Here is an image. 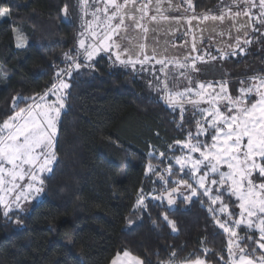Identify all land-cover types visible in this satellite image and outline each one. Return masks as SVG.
<instances>
[{
  "label": "trees",
  "instance_id": "trees-1",
  "mask_svg": "<svg viewBox=\"0 0 264 264\" xmlns=\"http://www.w3.org/2000/svg\"><path fill=\"white\" fill-rule=\"evenodd\" d=\"M219 1L192 0V12H215ZM70 2L0 0V8L10 10L0 21V123L12 115L14 96L42 94L54 82L62 55L75 42L76 26L62 19ZM14 25L22 27L24 47L14 45ZM262 33L264 28L253 32L244 54L223 63L225 82L234 93L241 81L247 86L249 77L264 75ZM68 84L58 122V161L44 178L40 200L22 214L6 217L0 208V264H110L126 250L143 264H183L197 257L206 264H226V235L215 225L203 194L197 192L191 201L176 199L172 206L163 198L176 180L188 176L172 168L163 181L154 182L159 170L146 174L147 164L162 165L148 156L152 149L161 147L169 155L166 146L189 132L196 135L194 117L184 111L181 120L179 110L149 96L140 79L113 67L105 56L92 69L73 73ZM210 134L198 138L207 143ZM141 189L146 196L153 189L156 193L137 208ZM223 200L238 213L235 201ZM165 215L175 222V231ZM239 233L248 236L242 228ZM240 244L252 252V242ZM253 255L261 253L256 249Z\"/></svg>",
  "mask_w": 264,
  "mask_h": 264
},
{
  "label": "snow or ice",
  "instance_id": "snow-or-ice-1",
  "mask_svg": "<svg viewBox=\"0 0 264 264\" xmlns=\"http://www.w3.org/2000/svg\"><path fill=\"white\" fill-rule=\"evenodd\" d=\"M161 3L162 0H156L155 10L158 15L149 16L152 0H147L139 6H137V0H123L122 3L119 0H103L102 8L98 6V0H92V3L89 0H76V7L84 16L88 15L90 7L97 5L91 13L92 20L84 21L82 24L85 32L80 33L81 36L87 33L91 43L86 45L85 39H80L76 56L70 53L65 54V59L72 63L68 68L60 69L56 73L54 82L42 94L36 93L30 97L14 96L11 105L12 115L0 123V193H2L0 194V205H3L4 216H8L13 205L16 209H20L21 201H27L30 196L43 192V174L51 173L54 163L58 161L56 153L58 122L62 110L65 109L66 99V93L63 90L70 87L60 77L62 74L71 77L74 70L78 71L81 68L78 62L80 56L91 62L99 53H109V59L112 56L115 57L114 64L118 62L125 68L132 67L134 70L137 65L141 66V70H145V65L153 60L161 65V71H164L168 64L197 71L198 61L207 63L205 59L207 53L196 56L189 53L183 57V62L175 57L157 59L155 48L149 55L146 51V44L134 43L136 38L129 37L131 30L136 31L138 37L146 40L150 31L157 30L150 29L143 23L145 18L157 24L160 20H169V17L161 12ZM186 3L189 9L195 10L192 0H186ZM241 3L244 8H240ZM233 5L239 10L233 11L232 7H227L226 10L222 9L219 15L210 13H204L199 17L193 15L187 19V23L191 26L193 20H198L200 24L212 22L206 24V27L215 31V22L223 23L225 20L235 21L240 17H248V20L240 25L245 30V35L249 27L259 31L255 28L253 20L255 23L264 25V0H258V3L257 0H233ZM254 8L259 9L258 14L253 13ZM62 12L64 18L68 19V5L63 7ZM9 15V9L0 8V17ZM176 23L179 24L180 20L176 19ZM97 27L101 29L99 32L96 30ZM204 30L201 29V32ZM13 31L19 47L24 43V36L19 29ZM243 43L247 45L251 41L246 39ZM235 47H240L239 37L236 39ZM198 51L194 36L191 52ZM240 51L243 53L244 49L240 48ZM210 58L215 60L217 57L211 56ZM221 58H224V54ZM86 66L93 67L91 63ZM164 74L167 76V72ZM248 79L251 83L247 86H244V81L240 82L242 86L238 89L239 95L236 97L229 93L226 82L220 83L219 92L215 91L211 82L200 83L199 91L195 93L200 100L187 99L186 101V97L192 93L191 88H186L183 92H171L166 82L164 87L165 102L173 109L179 108L181 120H183L185 102L193 104L194 107H197L201 101L209 105L208 108L199 109L204 124L197 121L196 135L193 136L189 132L186 141L176 142L177 144L182 143V147L189 153H198L199 158L193 159L191 155H187L176 157L175 162L180 165L181 170L188 168V171L192 173V179L200 189L204 190L203 195L208 196L211 205L219 204V213L228 214L229 219L220 220L215 215L217 209L211 205L208 208V211L214 214L213 219L216 224L223 230V233L228 235L227 250L230 259L227 264H264V75ZM209 89L213 91L209 92ZM206 96L208 99H205ZM49 97H55V99L50 100ZM221 102H224L225 110L223 111L220 107ZM21 104L25 106L20 107ZM209 129L211 130L210 144L198 138L201 135H208ZM224 168L226 170H223ZM204 169L207 171H203ZM154 171L153 166L149 164L148 172ZM199 172L203 174L197 177L196 173ZM209 174L213 177L210 183L219 186L214 196L210 194L211 189L206 187ZM26 179V185L20 183ZM176 183L178 186L182 185L189 189L190 195L184 196L182 192H179L178 187L172 188L167 198L169 206L176 203L173 198L174 194H179L188 201L197 196V187L187 180L181 178ZM9 193H15L11 201L8 199ZM224 196L230 200L235 197V202H238V214L228 211V206L223 200ZM154 199H162V197H154ZM135 206L137 208L144 206L142 189ZM234 215H238L239 218L233 219ZM164 220L171 225L173 231L176 230L175 222L169 220L167 215L164 216ZM241 226H245L248 231L257 232L258 238L251 235L240 237L237 229ZM244 239L252 240L255 244L256 247L252 248L251 253L248 252L246 246L242 247L239 243ZM257 248L261 250V255L255 257L253 254ZM204 251L207 253L209 250ZM110 264H143V261L126 250L122 254L118 253ZM185 264H206V260L197 257L186 260Z\"/></svg>",
  "mask_w": 264,
  "mask_h": 264
},
{
  "label": "rangeland",
  "instance_id": "rangeland-1",
  "mask_svg": "<svg viewBox=\"0 0 264 264\" xmlns=\"http://www.w3.org/2000/svg\"><path fill=\"white\" fill-rule=\"evenodd\" d=\"M153 1L154 0H152V4L149 7V16L158 15L156 10L153 9V7L156 8V5H154ZM89 2L92 3V0H89ZM119 2L122 3L123 0H119ZM146 2H147V0H137V6H139L142 3H146ZM257 3H258V0H257ZM96 6L97 5L94 4L92 7H90L88 10V15L84 16L83 13H81L79 11L78 7H76V0H71L70 5H69L68 19L64 18V14L62 12L63 21L71 22L76 26L74 46L72 47V49L69 52H67V53H70L72 56H76V52H77V50H79V40L80 39H85L86 45L88 43H91V40H90L89 36L87 35V33L84 36H81L80 33L85 32V27H82V24L84 23V21H91L92 20L91 13L95 10ZM98 6H100L101 8L103 7V0H98ZM177 6H179L183 11H181L179 13H164V15L169 17V20H167V21L160 20L159 24H157L156 22H152V21L148 20V18H145V20L142 21L150 29H157L156 31H150L148 33V37L146 40L138 37L137 32L131 31V30L129 31V37L130 38H133V37L136 38L133 41L134 43L146 44L147 45L146 51L148 52L149 55L152 54V49L155 48L156 54H157V59H161V58L171 59V58L175 57V58H179L183 62V57L185 55H188L189 53L192 56L205 55V53H207L208 55L205 57V59L207 60V63H202V62L198 61L196 63V68L198 69L197 71H191L190 68L189 69H182V68L175 66L174 64H168L167 67L164 69V71H161L160 70L161 65L156 64L155 60L151 61L150 64L145 65V70H141L140 65H137L136 69L134 70L132 67L125 68L124 66L120 65L118 62H116L114 64L113 61L115 60V57L112 56V58L109 59V53H105V52L99 53L97 56H95L93 58V60L91 62L85 60L83 56H80L78 58V62L81 64L80 69H82V68L92 69V67H87L86 65L89 63L94 65V63L96 62V60L99 57L105 56V57H107V59L110 60V63L113 67H115L117 69H122L124 72L129 73L132 76H135V78H137V79H140L146 93L149 96H151L152 98L156 99L157 101L163 102L166 106H169V105L164 100L165 82L167 83L168 90L171 92H177V91L183 92L186 88H191L192 93L190 96L186 97V101H187V99L200 100V97L195 95V93L197 91H199V84L200 83L207 84V83L211 82L214 85L215 91L219 92L220 83L225 82V80L228 76L227 69H225V67H223L224 66L223 63L230 57L236 58V56H238V55L242 56L244 54V51H243V53L240 51V48H243L245 45L243 43V41L246 39L249 40L252 33L255 32V30H253V28L249 27L247 29V35H245V30L240 27L241 23H244L248 20V17H240L235 21L225 20L223 23L215 22V25H214L215 31L210 30L211 31V38L208 41L204 40L201 42L200 41L198 42L197 41L198 39L195 38V43L198 42L196 44V46H197L199 51L198 52H191V46L193 43V35H192L193 30H196L198 27L204 26L205 24H200V22L198 20H193L192 25L189 26L187 23V19L194 15L192 12V9L188 8V4L186 3V0H177ZM216 7H217V10H215V12L210 11V14L219 15L221 13V10L222 9L226 10L227 7H232L233 11L239 10L238 8H236L233 5V0H220ZM240 8H244V5L242 3L240 4ZM252 11H253V13H256V14L259 13L258 8H254V9H252ZM101 16L103 17L102 13H101ZM137 16H139V13H137ZM81 17H83V19H81ZM197 17H199V16H197ZM7 18H8V16L7 17H0V21L7 19ZM176 19L180 20L179 24L176 23ZM209 23H212V22H206V24H209ZM226 23L228 24V26L230 28V32L232 33V35L230 34V37L228 39L224 36L218 37V35L216 34L217 32H219V30H221L222 32L225 31L224 25ZM253 23L255 26H258L259 29L264 28V25L255 23L254 20H253ZM197 25H199V26L197 27ZM94 27H95V25H94ZM14 29H19V31L24 36V43L19 47L17 46V42H16V39L14 36V31H13ZM237 29H239V31ZM96 30L99 32L101 29L99 27H97ZM12 37H13L14 45L16 48H21V47L25 46L27 40H26L25 35L22 32L21 25H14L13 26ZM237 37L240 38V47L239 48L235 47ZM185 38H187V42L185 41ZM125 43H127V42H125ZM181 46H183V47H181ZM80 51H82V50H80ZM232 52H235L236 54L232 55L231 54ZM65 54L62 55V64L63 65L60 69H66L72 63L70 60L65 59ZM222 54H224V58H221ZM211 56H215L217 58L215 60H212L210 58ZM59 70H57V72ZM75 72H77V71L74 70L72 72V74ZM165 72H167V76H165V74H164ZM182 73H183V75H182ZM55 77H56V75H55ZM60 78L68 83L69 76L62 74ZM249 83H251V81H248V84ZM240 87L241 86L236 88V91L234 93L231 91V89L227 85L228 91L233 97H236L239 95L238 89ZM63 91L65 93H67L68 89L63 90ZM208 91L211 92L213 90L209 89ZM49 99L54 100L55 97H49ZM205 99H208V97L206 96ZM208 107H209V105L203 101H201L197 107H194L193 104H191V103H187V102L184 103L185 111L189 112L190 115H192L194 117L193 120L195 122V134H196V128H197V121H200L201 124H204V120L201 116L199 109L208 108ZM220 107H221L222 111L225 110L224 109V102L220 103ZM176 110H179V108H176ZM64 111H65V109L62 110V112H64ZM210 133H211V130L209 129L208 134H210ZM206 136L207 135H201V136H199V138L205 139ZM210 136H211V134H210ZM187 139H188V137H186L185 139H183L180 142H184ZM176 142L172 143L173 144L172 147H170V145L166 146L168 151H170L169 155H162L163 152H162L161 147L152 149L150 151L148 156L155 157L156 159H160L162 161V165L153 166L155 171L159 170V173H157V175L154 179V182L163 181L162 176L170 174L172 171V168H176L177 170H179L180 174L187 173V175H186V176H188L187 181L189 183L193 184L194 187H197V192L203 194L204 190L200 189L198 187V185H196L195 180L192 179V173H190L188 171V168L181 170L180 165L176 164V162H175L176 157H184L187 155H191L193 157V159H198L199 154L198 153H189L187 149L182 147V143L177 144ZM202 142H204V141H202ZM207 143H209V144L211 143L210 138H209ZM148 165L149 164H147V166H146V174L147 175H149L150 173H153V172H148ZM189 167H190V165H189ZM223 170H226V168H224ZM203 171H207V170L204 169ZM202 174H203V172H199V173H196V176L199 177V175H202ZM47 175H49V173L43 174L42 178L44 179ZM211 178H213V177L211 174H209V182L206 183V187L211 189L210 194L214 196L217 193V191L219 190V186L218 185H212L210 183ZM216 178L218 179V177H216ZM177 181L178 180L175 181V185H176V187L179 188V192H182L184 194V196L190 195V190L185 188L182 185L178 186L176 183ZM20 183L26 185L27 179L25 181L20 182ZM154 193H156L155 189H153V192L151 194H149L147 196L144 195V202L147 198H152V196H154ZM0 194H2V193H0ZM14 195H15V193H9L8 199L11 201L12 198L14 197ZM41 195H42V192L39 194H34V195L30 196L29 200H27V201H21V208L20 209H16L15 206L13 205L12 210L9 212L8 216H11L12 214H16V213L22 214V213L28 212L40 200ZM203 196L206 198L208 203L211 205V201L209 200L208 196H205V195H203ZM173 198L175 200L177 199V200L188 201V200L183 199V197H181L179 194H174ZM193 198H195V197H192V199ZM231 199L233 201H235V197H232ZM237 204H238V202H236V210H237V212H239ZM211 207L217 209V212L215 213V215L220 220L229 219V216L227 213H225V214L219 213V211H218L219 204L211 205ZM0 208L3 211V205H0ZM228 211H229V207H228ZM236 214H238V213H236ZM212 215H214V214L212 213ZM232 218L236 219L239 217H238V215H235V217H232ZM214 223L219 228V226L216 224L215 220H214ZM241 228L245 231V235L254 234L251 236L258 238L257 232L248 231L245 226H241L240 228L237 229L239 236H240L239 230ZM220 230L223 232L222 229H220ZM224 234L226 235V240L228 241V235L226 233H224ZM247 241L252 242V240H248V239H247ZM240 242H241V240L239 241V243ZM253 245H254V247H256L254 243H253ZM257 250L261 253V250H259L258 248H257ZM225 253H226L227 262H228L230 257L228 255L227 246L225 249ZM227 262H226V264H227ZM171 264H174V263H171Z\"/></svg>",
  "mask_w": 264,
  "mask_h": 264
},
{
  "label": "flooded vegetation",
  "instance_id": "flooded-vegetation-1",
  "mask_svg": "<svg viewBox=\"0 0 264 264\" xmlns=\"http://www.w3.org/2000/svg\"><path fill=\"white\" fill-rule=\"evenodd\" d=\"M154 5H156V0L153 1ZM153 9L155 10L156 8L153 7ZM160 9L161 12H165V13H179L183 10H181L180 7L177 6V0H162V3L160 5ZM225 27V31L222 32L221 30H219V32H217L216 34L218 35V37H226L227 39L230 37V34L232 35V33L230 32V28L228 26V24L226 23L224 25ZM201 29H205L203 32H201ZM229 31V32H228ZM221 33H223V35H221ZM193 37L195 36V38H197L198 42L200 41H208L211 38V31L210 29H208L206 27V24L204 26H200L198 27L196 30H193L192 32ZM185 41L187 42V38H185ZM196 42V44L198 43Z\"/></svg>",
  "mask_w": 264,
  "mask_h": 264
},
{
  "label": "water",
  "instance_id": "water-1",
  "mask_svg": "<svg viewBox=\"0 0 264 264\" xmlns=\"http://www.w3.org/2000/svg\"><path fill=\"white\" fill-rule=\"evenodd\" d=\"M169 193V192H168ZM168 193H165L164 195H163V198L167 201V198H168Z\"/></svg>",
  "mask_w": 264,
  "mask_h": 264
},
{
  "label": "crops",
  "instance_id": "crops-1",
  "mask_svg": "<svg viewBox=\"0 0 264 264\" xmlns=\"http://www.w3.org/2000/svg\"><path fill=\"white\" fill-rule=\"evenodd\" d=\"M116 256H117V255H116ZM116 256H115V257H116ZM115 257H114V258H115ZM114 258H113V259H114ZM113 259H112V260H113ZM183 264H185V263H183Z\"/></svg>",
  "mask_w": 264,
  "mask_h": 264
}]
</instances>
